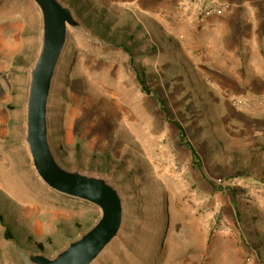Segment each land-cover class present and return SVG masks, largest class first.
<instances>
[{"label": "rangeland", "instance_id": "rangeland-1", "mask_svg": "<svg viewBox=\"0 0 264 264\" xmlns=\"http://www.w3.org/2000/svg\"><path fill=\"white\" fill-rule=\"evenodd\" d=\"M138 1L68 0L82 27L69 29L49 100L59 163L123 200L122 229L92 264H264V158L251 143L264 144V0L150 12ZM0 25V215L12 238L1 222L0 237L13 250L1 264H30L29 252L55 257L101 210L50 189L25 142L39 9L0 0ZM145 124L153 145L136 134Z\"/></svg>", "mask_w": 264, "mask_h": 264}, {"label": "water", "instance_id": "water-1", "mask_svg": "<svg viewBox=\"0 0 264 264\" xmlns=\"http://www.w3.org/2000/svg\"><path fill=\"white\" fill-rule=\"evenodd\" d=\"M33 1L42 16V44L30 72L25 142L37 175L50 189L96 205L101 216L55 257L29 252L27 260L30 264H92L122 229L123 200L105 178L69 170L56 158L50 142L49 100L69 29H80L82 25L72 8L61 0Z\"/></svg>", "mask_w": 264, "mask_h": 264}, {"label": "crops", "instance_id": "crops-1", "mask_svg": "<svg viewBox=\"0 0 264 264\" xmlns=\"http://www.w3.org/2000/svg\"><path fill=\"white\" fill-rule=\"evenodd\" d=\"M62 2H64L65 4H67V5H69L71 8H72V10H73V7L72 6H74V4H72V3H69L68 2V0H61ZM138 1V0H137ZM140 1V2H139ZM138 2H139V5L142 7V8H146V10L148 11V12H150V11H154V10H157L159 7H167V4H172V2H171V0H139ZM32 2L35 4V2L32 0ZM36 5V4H35ZM173 5V4H172ZM36 7L38 8V6L36 5ZM39 9V8H38ZM39 12H40V10H39ZM40 15H41V12H40ZM41 19H42V16H41ZM188 21H187V23L188 22H191V20L190 19H187ZM154 21H156V23H155V26L156 27H158V28H160L162 31H164V30H167V28H168V22L167 21H165V20H160L159 21V19H154ZM191 23H193V22H191ZM14 25H16V24H14ZM192 25V24H191ZM9 26V25H8ZM0 27H1V25H0ZM12 28L13 27H11V26H9L6 30H7V32H8V34L7 35H12ZM191 28H195V26L193 25ZM15 29L17 30V31H19V30H22V26H19L18 25V27H15ZM2 32L5 30V29H3V28H1L0 29ZM15 35H18V34H13V36H15ZM42 35V34H41ZM193 36V35H192ZM191 35H188L187 37H185V39H186V45H188L190 48H192L193 50H197V48L199 47V45L198 44H200V47H201V42L199 41H197L196 39H195V37H192ZM42 37V36H41ZM9 44H11V43H9ZM210 44V43H209ZM227 75V74H226ZM248 125H250L251 126V128H253V126H256V125H253V124H251V123H249ZM254 129H257L256 127H254ZM260 129V128H259ZM258 129V131H260ZM251 139H252V145L255 147V146H258V148L260 149V156L262 157V158H264V144L263 143H261L260 141L259 142H256V141H258V139H255V140H253V138L251 137ZM262 211L264 212V203H263V205H262ZM261 220L264 222V214H263V217L261 218ZM8 252H10V254H13V250H11V247H10V245L8 246V243H7V241H5L4 239H2L1 237H0V264L2 263V262H4V263H7L6 262V259H3V256L5 255V254H7ZM14 253L15 254H17V251H16V249L14 250Z\"/></svg>", "mask_w": 264, "mask_h": 264}, {"label": "bare ground", "instance_id": "bare-ground-1", "mask_svg": "<svg viewBox=\"0 0 264 264\" xmlns=\"http://www.w3.org/2000/svg\"><path fill=\"white\" fill-rule=\"evenodd\" d=\"M203 2V1H202ZM186 6V5H185ZM179 10V9H178ZM199 10V9H198ZM245 10H247V9H245ZM197 11V10H196ZM237 11V10H236ZM202 12V11H201ZM238 12H239V10H238ZM237 12V13H238ZM236 14V13H235ZM198 16V15H197ZM193 18V17H192ZM235 19V18H234ZM261 20V19H260ZM237 22V21H236ZM254 23V22H253ZM259 23V22H258ZM245 27V26H244ZM248 27V26H247ZM248 70V69H247ZM251 73V72H250ZM261 76V75H260ZM249 79V78H248ZM134 103V102H133ZM118 104V103H117ZM130 105V104H129ZM127 108V107H126ZM130 108V107H129ZM128 108V109H129ZM135 108V107H134ZM133 110V109H132ZM127 114V113H126ZM130 114H131V111H130ZM131 116V115H130ZM136 118V117H135ZM136 120V119H135ZM136 125V124H135ZM139 126V125H138ZM137 126V127H138ZM130 127V126H129ZM134 127V126H133ZM150 129H151V127H150ZM127 133V132H126ZM136 134H137V136L139 137V139L141 138V139H143V141L145 142V143H147V142H154L153 141V137L151 136V134H150V131L148 130V125L147 124H145V125H141L139 128H137L136 129ZM132 137V135L130 136V138ZM141 141V140H140ZM152 144V143H151ZM145 145V144H144ZM143 145V146H144ZM153 145V144H152ZM146 146H147V144H146ZM146 148V147H145ZM148 149H150V147L148 148ZM147 149V150H148ZM160 166V165H159ZM160 169V168H159ZM161 170V169H160ZM160 172V171H159ZM171 178V177H170ZM169 178V179H170ZM175 180V179H174ZM180 182V181H179ZM175 184V183H174ZM174 188V187H173ZM176 188V187H175ZM177 189V188H176ZM175 189V190H176Z\"/></svg>", "mask_w": 264, "mask_h": 264}, {"label": "trees", "instance_id": "trees-1", "mask_svg": "<svg viewBox=\"0 0 264 264\" xmlns=\"http://www.w3.org/2000/svg\"><path fill=\"white\" fill-rule=\"evenodd\" d=\"M105 35H106V33H105V34L102 33V42H104L105 44H110V43H112L111 41H108L107 36H105ZM0 222H1L2 225L5 227V230H6V232H5V236H6V238L11 239V238H12V236H11V229H10V227L7 225V223H5L4 218H3V216H1V215H0Z\"/></svg>", "mask_w": 264, "mask_h": 264}]
</instances>
